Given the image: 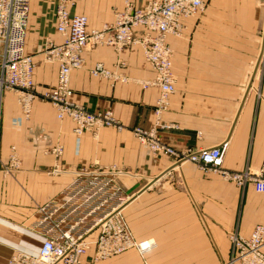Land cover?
Masks as SVG:
<instances>
[{"label":"crops","instance_id":"crops-1","mask_svg":"<svg viewBox=\"0 0 264 264\" xmlns=\"http://www.w3.org/2000/svg\"><path fill=\"white\" fill-rule=\"evenodd\" d=\"M71 15L87 19L88 30L110 23L123 0H71ZM151 0H129L136 9ZM56 0H30L25 51L34 62L35 92L56 82L58 67L45 62L47 41L58 45ZM141 34V31H137ZM174 93L161 116L171 129L158 140L179 152L200 151L227 142L222 168L257 173L264 161V0H204L203 9L184 23L180 37L168 36ZM83 67L70 74L71 101L90 113L111 111L122 131L101 128L73 134L67 118L35 100L25 119L15 96L6 92L0 110V264L16 254L36 256L43 237L33 229L36 210L72 181V172L91 166L115 167L117 183L129 198L123 215L136 242L152 247L128 250L94 263L90 250L81 264H227L229 236L248 238L264 225V194L251 184L236 187L218 175L185 162L152 154L131 134L154 122L157 88L142 89L153 79L139 46L121 52L110 47L85 51ZM101 64L126 82L90 75ZM61 146L62 173L49 153ZM13 149V151H12ZM12 152L18 168L6 170ZM264 254V243L262 246Z\"/></svg>","mask_w":264,"mask_h":264},{"label":"built area","instance_id":"built-area-1","mask_svg":"<svg viewBox=\"0 0 264 264\" xmlns=\"http://www.w3.org/2000/svg\"><path fill=\"white\" fill-rule=\"evenodd\" d=\"M30 0H0V110L4 93L15 96L22 116L27 119L35 100L50 104L58 120L69 119L73 134H95L101 128L122 131L123 126L111 111L90 113L71 101L70 74L83 67V53L100 47L121 52L130 46H139L153 79L140 82L142 89L157 88L159 98L154 106V122L148 130L133 128V137L152 154L172 159L174 164H194L218 175L224 182L243 187L251 184L258 194H264V161L257 173L249 170L229 172L222 168L227 142L200 151H175L158 140V130L171 129L173 124L161 122L167 111L169 97L175 91L170 72L172 52L168 36L180 37L184 23L194 18L204 7V0H151L136 9L129 0L113 13L110 23L100 29L88 30L87 19L71 15V0H56L55 32L62 37L58 45L47 41L42 54L45 62L58 67L55 85L37 94L33 81L34 62L25 51ZM141 31V34H137ZM90 75L112 82H126L115 72L97 64ZM13 151V149H12ZM49 153L56 164L47 173H62L57 160L62 156L61 146ZM18 168V159L12 152L6 170ZM72 181L54 198L36 210L38 218L33 225L43 241L36 256L16 254L7 264H81L90 250L94 263L118 256L128 250L143 253L150 243L136 242L125 222L123 211L129 198L117 183L121 173L115 167L91 166L72 173ZM230 260L227 264H264L262 246L264 225L255 226L248 238L237 234L229 236Z\"/></svg>","mask_w":264,"mask_h":264},{"label":"rangeland","instance_id":"rangeland-1","mask_svg":"<svg viewBox=\"0 0 264 264\" xmlns=\"http://www.w3.org/2000/svg\"><path fill=\"white\" fill-rule=\"evenodd\" d=\"M71 2H72V1H71ZM73 6H74V4H73V2H72V5L70 6L69 11H70L71 8H73ZM7 167H8V166H7ZM7 167H6V168H7Z\"/></svg>","mask_w":264,"mask_h":264}]
</instances>
